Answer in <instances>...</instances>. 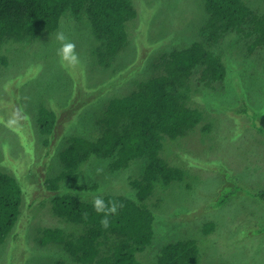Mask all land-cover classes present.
<instances>
[{"label": "rangeland", "instance_id": "1", "mask_svg": "<svg viewBox=\"0 0 264 264\" xmlns=\"http://www.w3.org/2000/svg\"><path fill=\"white\" fill-rule=\"evenodd\" d=\"M252 2L264 11V0ZM134 3L138 19L133 28L138 30L136 36H141V42L137 43L143 53H149V44L150 54H154L167 46L170 50L176 42L192 41L199 36L206 18L201 0H134ZM60 32L76 45L79 63L73 67L81 71L76 78L58 55L60 43L56 37ZM165 41L170 45H165ZM245 42L241 40L238 45L243 50ZM96 44L90 24L66 16L55 32L34 43H8L0 51L7 60L5 65L0 62V163L14 157L21 164L22 174L16 177L23 192L18 221L7 241L0 244V264L54 263L58 249L38 248L35 231L41 226L64 227L67 223L54 214L49 194L45 196L44 186L39 185L58 173V153L65 149L67 139L78 135L90 139L96 132L99 135L101 129L95 131L91 126L102 104L130 90L134 79L146 77V68L155 59L143 54L130 69L138 54L137 46L132 44L127 54L117 56L124 66L116 74L114 69L101 65L100 57L93 53ZM243 50L225 51L228 78L224 92L207 88L204 94H196L200 99L198 106L206 105L202 124L190 133L192 136L169 140L163 149L162 155L169 162L190 164L187 166L195 174L184 182L158 188L148 202L154 215V244L162 249L170 243L194 240L200 254L199 264H264V200L257 195L264 188V54L256 51V55L244 60ZM117 82L130 83L122 90ZM11 106L17 110L19 123L13 121L17 117L11 116ZM41 106L59 116L51 135L39 131L36 121ZM246 107L248 113L240 112ZM252 115L256 118L252 119ZM209 123L216 128L214 136L213 132L210 135L203 132ZM46 137L48 146L43 144ZM44 149L56 152L50 169H47L50 161L37 154ZM31 152L34 165L30 171L27 167L30 161L26 163L25 159ZM95 158H89L82 166L85 173L82 183L89 187L96 183L98 190L79 194L91 199L97 195L133 198L135 191L130 180L139 175V162L111 174L108 171L111 159L95 162ZM33 185L36 187L30 191ZM209 226L211 232L207 234ZM17 233L18 240H14ZM157 253L158 250H146L141 257L155 263Z\"/></svg>", "mask_w": 264, "mask_h": 264}, {"label": "trees", "instance_id": "2", "mask_svg": "<svg viewBox=\"0 0 264 264\" xmlns=\"http://www.w3.org/2000/svg\"><path fill=\"white\" fill-rule=\"evenodd\" d=\"M201 1L206 18L199 36L192 41L176 42L170 50L167 46L159 53L150 54L151 44L147 46L149 53H143L138 47L141 36H136L138 30L133 28L138 19L134 0H0V51L8 43H34L55 32L61 19L72 16L90 24L97 42L93 53L100 57L101 65L114 69L116 74L124 66L119 64L117 56L122 52V55L127 54L132 44L137 46L138 54L130 69L143 54L155 58L146 68V77L143 75L131 83L117 82L122 90L127 83L132 87L102 104L91 126L95 131L101 129L99 135L96 132L90 139L81 135L68 138L65 149L58 153V173L39 185V188L44 186L45 196L49 194L54 214L67 223L64 227L41 226L35 231L38 248L58 249L53 264H199L200 254L194 240L170 243L162 249L153 242L154 215L148 202L155 197L158 188L176 181L184 182L195 174L187 166L190 164L169 162L162 155L163 149L169 140L192 136L190 133L202 124L206 105L198 106L197 93L204 94L207 88L218 93L226 90V50H243L238 45L244 40V60L256 55V51L264 54V11L253 0ZM168 44L165 41V45ZM0 62L7 64L2 55ZM65 64L70 73H75V78L79 76L81 71L76 70L79 68ZM15 111L11 106V116L17 117ZM247 111L248 107L240 110ZM58 118L55 111L41 106L36 121L41 134H53ZM255 118L252 115V119ZM19 119L13 121L19 123ZM215 131L212 123L203 129L207 135L213 132L214 136ZM43 144L48 146L49 138L46 137ZM37 154L50 161L47 169L57 158L56 152L48 149ZM93 156L97 157L95 162L111 159L108 165L111 174L139 162V175L130 180L135 191L133 198L104 196L106 201L124 204L118 215L110 217L111 227L107 230L101 227V216L94 211V199L79 194L98 190L96 183L90 187L82 183L85 177L82 166ZM32 159L31 152L25 159L26 163L30 161L27 163L30 171L34 165ZM0 164L3 166L0 170V244H4L21 213L23 192L16 175L22 174V167L14 157ZM257 195L264 200V188ZM85 211L89 213L87 220L82 218ZM205 232H211L210 226ZM17 237L19 233L13 239L18 240ZM146 250H158L155 263L153 259L147 261L141 257Z\"/></svg>", "mask_w": 264, "mask_h": 264}, {"label": "clouds", "instance_id": "3", "mask_svg": "<svg viewBox=\"0 0 264 264\" xmlns=\"http://www.w3.org/2000/svg\"><path fill=\"white\" fill-rule=\"evenodd\" d=\"M56 39L60 43L58 55L61 57L62 63H67L72 66L78 64L79 58L75 51V43L68 40L63 32L58 33ZM92 203L94 211L101 216L100 224L105 230L111 227L110 217L118 215L119 210L124 207L123 203L116 200L106 201L101 195H97ZM88 216L89 213L87 211L82 213L83 219L87 220Z\"/></svg>", "mask_w": 264, "mask_h": 264}, {"label": "bare ground", "instance_id": "4", "mask_svg": "<svg viewBox=\"0 0 264 264\" xmlns=\"http://www.w3.org/2000/svg\"><path fill=\"white\" fill-rule=\"evenodd\" d=\"M245 29V28H244ZM172 228H174L173 226H172Z\"/></svg>", "mask_w": 264, "mask_h": 264}]
</instances>
